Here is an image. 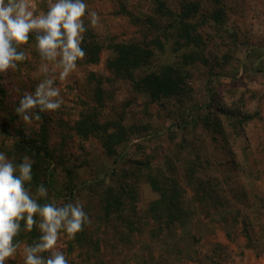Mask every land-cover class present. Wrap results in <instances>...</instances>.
<instances>
[{"label": "rangeland", "instance_id": "1", "mask_svg": "<svg viewBox=\"0 0 264 264\" xmlns=\"http://www.w3.org/2000/svg\"><path fill=\"white\" fill-rule=\"evenodd\" d=\"M160 1L175 11L184 2L85 0L97 23L86 17L82 36L93 34L104 48L98 62L80 58L64 79L59 65L41 59L35 34H30L29 42L18 46L26 59L0 73V152L17 163L27 155L40 165L41 182H51L46 197L30 190L38 199L83 206L98 242L72 246L73 238L61 229L56 248L68 264H264V0H218L225 8L223 24L208 19L211 0H198L202 14L189 20L202 35L192 48L179 45L170 26L173 18L157 12ZM26 2L34 14H42L50 0ZM117 42H139L154 51L133 79L107 66ZM168 64L184 75L176 96L153 100L136 87L142 75ZM45 79L59 89L54 99L62 101L61 107L26 124L15 108ZM84 115L107 130H79ZM20 130L50 156L18 150ZM111 133L125 138H115L116 152L109 154L103 138ZM42 136H47L45 143ZM159 170L182 185L187 220L155 235L157 224L148 212L160 194L149 175ZM191 172L196 187L187 182ZM120 180L136 187L140 220L132 217V224L104 217L101 194L118 188ZM32 237L23 229L15 237L20 248L5 264H24L23 248L32 245Z\"/></svg>", "mask_w": 264, "mask_h": 264}, {"label": "clouds", "instance_id": "2", "mask_svg": "<svg viewBox=\"0 0 264 264\" xmlns=\"http://www.w3.org/2000/svg\"><path fill=\"white\" fill-rule=\"evenodd\" d=\"M97 23V14L88 10L85 0H50L47 11L34 14L26 0H0V73L16 68L18 61L26 59L18 46L29 42L35 34V47L42 60L59 65L60 79L66 78L85 53L81 45L86 31L85 18ZM45 66V71H47ZM54 81H41L34 93L20 97L15 112L27 124L39 121L41 112L61 107L59 89ZM33 180V161L25 155L20 162L0 152V264L12 258L20 248L15 240L23 222L25 231L37 227L39 242L23 248L24 264H68L64 253L56 248L61 229L69 238L82 230L89 218L81 204L38 203L29 189ZM44 184L38 185L39 197L47 196ZM38 217L39 219H34ZM55 249V250H54ZM48 252V256L41 253Z\"/></svg>", "mask_w": 264, "mask_h": 264}, {"label": "trees", "instance_id": "3", "mask_svg": "<svg viewBox=\"0 0 264 264\" xmlns=\"http://www.w3.org/2000/svg\"><path fill=\"white\" fill-rule=\"evenodd\" d=\"M210 3L212 9L208 12V19L212 22H220L223 24L225 13L224 5L222 3L221 5L218 4V0H211ZM216 3L224 10L222 9L221 11V9H216ZM202 10V3L198 0L191 2H186V0H184L181 4V8L176 11L173 9H167L163 1H160L157 6V12L162 17L169 15L173 18L170 26L172 27L174 35L176 34L178 36L177 42L182 48H192L200 44L201 41H199V39H201L202 34L198 31L199 28H197V25L192 23L189 19L194 18V15L199 13L202 14ZM80 46L84 50L85 55L82 58L86 63L93 64L99 61L100 53L104 47L103 43L96 39L93 34H86L83 36ZM111 49L115 55L109 57L107 60L108 68L117 76H122L128 79H133L134 71L141 66L148 64L151 61V57L154 55V51H152L149 46H146L145 44L142 45L139 42H117L111 45ZM182 73L183 72L179 67L168 64L163 66L159 71L148 72L142 75L137 79L136 87L146 91L153 100H158L162 97H174L182 90V84L184 81V75ZM96 91L97 93H101L102 87L97 85ZM77 126L79 130L85 127H88L91 130H97L99 128L107 130V125H99L98 121L92 119L90 115H84V117L77 123ZM4 130L8 129L4 128ZM20 136L21 137L15 141L18 150L33 155L36 158L50 156L48 151H44L46 148L35 143L34 140L32 141V137H29V135L27 136L26 133L21 130ZM115 138L120 142L125 138V135L119 137L118 134L115 135V133H111L108 134L106 138H103V144L109 154L116 152L114 147ZM41 139L43 140V143H45L47 141V136H42ZM37 166L40 165L33 164V180L28 186L30 190H36L40 184H44L46 187V185L48 186L49 182H51H41L39 168ZM187 177L188 183L193 184L196 182V185L193 184V186H198L199 182L198 180L196 181L194 172H191ZM149 181L152 184L153 189L160 194L158 199L151 202L148 212V216H150L148 219H151L157 224L155 231H153L155 232L154 234L160 235L166 230L172 229L176 224L185 223L187 215H185L182 195L185 191L178 180L171 175H166L163 170H159L158 175H149ZM117 182H120L118 188L108 187L107 190L101 194V198L104 199V217H106L107 220L119 218L121 225L122 222L132 224V217H137L138 214L136 204L138 197H136V200L134 199L136 187L127 181L124 182L120 180ZM127 197L129 198V201H127ZM38 203L43 205L46 202L43 201L42 198H39ZM131 204H133L132 208ZM127 209H129L130 214L125 216L123 213L126 212ZM34 219L38 220L39 218L34 217ZM136 219H138V217ZM139 220L140 219H138V221ZM23 229L24 225L23 222H21V230L18 235L22 233ZM30 232L33 235L30 239L31 244L38 243L41 235L38 228L34 226ZM133 233L134 232H130L129 235ZM96 239L97 238L94 237L93 229L90 226V221L88 220V222L83 225L82 230L72 239V246L75 244L79 247H84L90 244H96L98 242V239Z\"/></svg>", "mask_w": 264, "mask_h": 264}, {"label": "crops", "instance_id": "4", "mask_svg": "<svg viewBox=\"0 0 264 264\" xmlns=\"http://www.w3.org/2000/svg\"><path fill=\"white\" fill-rule=\"evenodd\" d=\"M245 253H246V254H249V253H250V249H249V250L246 249V250H245Z\"/></svg>", "mask_w": 264, "mask_h": 264}]
</instances>
